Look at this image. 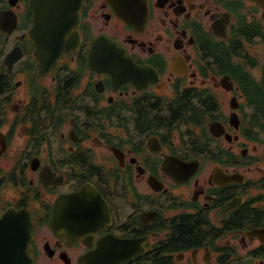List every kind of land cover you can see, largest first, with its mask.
Returning <instances> with one entry per match:
<instances>
[{"label":"flooded vegetation","instance_id":"flooded-vegetation-1","mask_svg":"<svg viewBox=\"0 0 264 264\" xmlns=\"http://www.w3.org/2000/svg\"><path fill=\"white\" fill-rule=\"evenodd\" d=\"M147 3L135 26L82 0L46 68L29 0H0V220L30 232L20 264H264V0Z\"/></svg>","mask_w":264,"mask_h":264},{"label":"water","instance_id":"water-1","mask_svg":"<svg viewBox=\"0 0 264 264\" xmlns=\"http://www.w3.org/2000/svg\"><path fill=\"white\" fill-rule=\"evenodd\" d=\"M125 22L143 24L148 17L147 0H107ZM33 24L30 35L40 67L52 66L76 43V27L82 0H29ZM0 220V264H20L27 260L30 232L19 225ZM13 226V227H11ZM14 226H16L14 228ZM20 235V236H18Z\"/></svg>","mask_w":264,"mask_h":264},{"label":"trees","instance_id":"trees-1","mask_svg":"<svg viewBox=\"0 0 264 264\" xmlns=\"http://www.w3.org/2000/svg\"><path fill=\"white\" fill-rule=\"evenodd\" d=\"M184 231H188V229L186 227H184Z\"/></svg>","mask_w":264,"mask_h":264}]
</instances>
